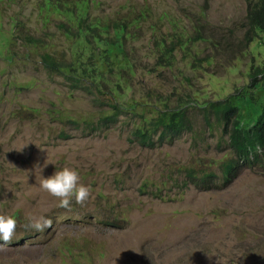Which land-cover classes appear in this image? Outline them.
Here are the masks:
<instances>
[{
  "label": "rangeland",
  "instance_id": "obj_1",
  "mask_svg": "<svg viewBox=\"0 0 264 264\" xmlns=\"http://www.w3.org/2000/svg\"><path fill=\"white\" fill-rule=\"evenodd\" d=\"M41 2L0 0V213L15 212L20 225L41 215L51 223L39 232L18 225L0 243V264H264V165L223 185L220 164L232 156L230 145L202 113L189 109L193 133L153 148L133 141L130 119L97 129L109 104L139 103L143 91L176 102L192 92L203 100L249 91L262 100L263 88L251 83L264 69V33L244 41L248 0H95L92 15L104 19L150 12L127 42L138 68L121 80L125 93L106 89L100 98L42 64L47 52L62 63L73 52L72 41L46 24ZM160 33L192 42L183 48L177 39L174 66L151 71ZM30 36L45 48L28 45ZM233 101L248 128L255 109ZM66 165L78 169L90 196L63 208L39 181ZM193 174H212L215 183L203 189Z\"/></svg>",
  "mask_w": 264,
  "mask_h": 264
},
{
  "label": "trees",
  "instance_id": "obj_2",
  "mask_svg": "<svg viewBox=\"0 0 264 264\" xmlns=\"http://www.w3.org/2000/svg\"><path fill=\"white\" fill-rule=\"evenodd\" d=\"M95 0H42L41 12L46 24L52 22L57 29L71 43L70 49L73 57L65 63L54 61L49 53L42 55V64L51 72H58L66 78L67 82L86 90L96 98L105 95L108 89L116 97L124 94L125 84L121 80L129 81L137 71L136 61L128 50L130 38L141 26L136 22L142 18L145 20L150 12L141 13L132 21L128 18L104 19L92 15V9L97 5ZM247 27L244 33L245 43H251L264 33V0H248ZM180 36H163L154 43L157 48L154 69H171L176 61L175 52L179 45L186 48L192 41L182 43ZM203 37L197 32V41ZM28 45L39 50L45 48V44L35 36L24 39ZM192 68H196L195 65ZM258 74V75H257ZM262 75L264 82V69L257 68L251 86L257 90L264 85L254 86L257 76ZM113 83V86L110 84ZM133 84V81L131 82ZM132 88L131 84L128 85ZM139 103L135 100L127 102V107L121 106L117 100L109 104L108 109L101 111L103 115L97 129L108 130L119 123L126 125L133 122V141L144 147H156L165 143H171L185 133L194 132L195 122L189 109H196L204 116V121L211 130L220 128L222 134L227 137L232 156L220 164L223 183L229 185L246 166L260 167L264 165V95L262 100L253 97L249 91L240 92L237 98H233L240 104L243 99L256 111V117L247 128L241 119V110L231 95L225 98L203 97L200 100L192 92L176 102L171 96L154 95L153 92L143 91ZM135 94V93H134ZM114 97V96H113ZM135 98L133 95L130 99ZM143 106L152 108L150 114H140L137 108ZM130 119V120H129ZM262 153L256 151V147ZM193 183L207 187L212 175L204 174L190 176Z\"/></svg>",
  "mask_w": 264,
  "mask_h": 264
},
{
  "label": "clouds",
  "instance_id": "obj_3",
  "mask_svg": "<svg viewBox=\"0 0 264 264\" xmlns=\"http://www.w3.org/2000/svg\"><path fill=\"white\" fill-rule=\"evenodd\" d=\"M256 151L262 153V150L259 147V145H257ZM49 162L54 164L52 161ZM246 167H251V166L248 165ZM203 175L204 174H202L201 176ZM212 178L207 187H203V186H199V187L203 189H209L211 185L215 183V181ZM190 179L193 181L191 177ZM79 181H80V175L78 169L74 166L66 165L59 169L55 167L53 173L47 177L41 175L39 186L42 190L46 191L50 196L57 199L59 207L68 208L71 206V202L73 200L75 201L76 204H83L89 199L90 196L89 187L80 183ZM223 185H225V183H223ZM50 223H51L50 219L41 215L39 217L28 216L25 222L22 225H20L18 217L15 212L0 213V243H4V244L9 243L12 240L14 232L16 231L18 225L23 227L25 230L39 232L49 227Z\"/></svg>",
  "mask_w": 264,
  "mask_h": 264
}]
</instances>
